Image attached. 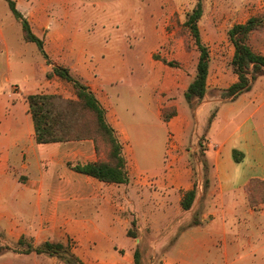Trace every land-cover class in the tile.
<instances>
[{"label":"crops","instance_id":"1","mask_svg":"<svg viewBox=\"0 0 264 264\" xmlns=\"http://www.w3.org/2000/svg\"><path fill=\"white\" fill-rule=\"evenodd\" d=\"M13 1L43 40L44 51L58 54L54 62L68 66L90 88L123 138L110 92L124 61L96 45L81 25L70 30L69 4L83 0ZM53 5L63 10L62 17L52 14ZM18 24L6 0H0V244L52 239L68 244L84 264H133L136 249L145 264H264V75L249 90L222 99L208 96L207 76L206 93L189 114L175 97L183 95L193 74H183L188 79L182 89V75L167 71L159 105L172 104L177 112L166 122L161 118L168 130L161 202L144 200L138 192L132 202L128 191L119 189L132 182L127 159L128 181L109 183L70 166L98 160L93 139L35 141L25 96L48 91L50 68ZM255 51L264 54V48ZM13 66L19 70L16 81L3 70ZM236 79L233 73L228 85ZM154 105L159 116L155 97ZM189 189L195 196L184 210L180 201ZM131 208L135 218L124 214ZM38 255L45 254L12 248L0 255V264H25L26 256Z\"/></svg>","mask_w":264,"mask_h":264},{"label":"rangeland","instance_id":"2","mask_svg":"<svg viewBox=\"0 0 264 264\" xmlns=\"http://www.w3.org/2000/svg\"><path fill=\"white\" fill-rule=\"evenodd\" d=\"M197 1L83 0L69 4L67 15L70 21L66 24H69L70 30L81 25L96 45L102 50L112 51L117 60L124 61L122 64L124 72L121 71V75L111 86L110 100L117 119V128L120 132L118 134L123 137H120L122 151L128 161L132 177L130 186L122 185L119 189L121 193L128 191L130 195L128 197L132 202L136 199L132 194L135 192L144 200L150 198L149 202H161V174L164 172L163 162L168 135L166 124L163 119L161 120L162 111L176 110V106L166 102H163L162 108L160 106L161 77H164L167 71L176 78L180 73L182 75L180 87L183 89L188 79L184 78L183 74L189 76L194 73L198 50L184 22ZM200 2L203 11L198 20V27L201 40L208 47L210 57L207 92L208 96L222 99L225 98L223 89L230 83L233 75L230 64L233 45L227 31L233 24L244 22L251 16H259L264 21V0H200ZM52 14L62 17L64 12L58 5H53ZM19 29L21 30L20 27ZM261 35H264V26L250 34L249 44L255 50L264 48V38H261ZM36 53L39 57L43 56L38 50ZM184 53L187 55L185 58ZM45 54L50 61L46 62L50 68L46 73L47 77V74L52 72V65L56 64L54 61L59 60V55L46 51ZM24 56L29 60L28 53ZM101 56L106 57L104 53ZM137 58L142 61L139 66L134 63ZM3 70L12 80H18L19 70L15 66ZM47 78L50 79L46 86L48 91L41 89L40 93L75 98V90L70 82L55 75ZM17 84L22 88L20 83ZM166 95L168 99H172V93ZM154 97L157 98L159 116L155 109ZM175 99L183 110L189 114L193 112L195 106L190 107L183 95H176ZM74 128L84 131L92 129L96 133L94 118L89 113H85L83 120ZM94 138L98 160H108V145L99 134H95ZM188 157L192 158L191 155ZM57 168H60L59 164ZM124 214H134L135 218L133 208ZM5 245L18 249L25 247L24 244ZM140 256L142 258V254ZM50 261L53 264H65L57 256L47 254L35 258L26 256L23 259L25 264H49ZM139 264L145 263L140 260Z\"/></svg>","mask_w":264,"mask_h":264},{"label":"trees","instance_id":"3","mask_svg":"<svg viewBox=\"0 0 264 264\" xmlns=\"http://www.w3.org/2000/svg\"><path fill=\"white\" fill-rule=\"evenodd\" d=\"M6 2L14 18L20 24L24 40L33 42L46 62L50 63L43 49V40L33 32L30 23L17 10L14 1L6 0ZM202 11V4L198 0L186 15L184 22L198 50L194 73L183 91L186 103L192 108L202 100L206 93V82L209 72V51L201 40L198 27V20L202 15ZM263 26L264 21L261 17L251 16L244 22L233 24L228 29V38L234 48L230 64L237 79L223 89L225 97L235 98L238 94L249 90L251 83L258 76L264 75V54L256 52L249 44L250 34ZM53 75L72 84L75 90V98H64L52 93H30L25 96L33 120L35 141L37 143H49L81 138L94 140L95 134H99L109 147L108 160L69 165L73 170L95 177L100 181L117 184L126 183L128 181V172L126 160L122 154V145L115 129L106 120L104 107L90 88L80 81L69 67L53 64L52 72L48 73L47 77ZM85 113L91 114L94 118L96 133L92 129L84 131L74 128L77 123L83 120ZM175 114L176 110L174 109L171 112L163 110L162 119L163 121H168ZM194 196V189L184 191L180 201L184 210L191 207ZM132 225L134 226L133 222ZM127 234L135 237L132 229H128ZM23 244L25 245L24 249L15 247L13 251L25 254L55 255L62 259L65 264H84L71 253L68 244L59 241L46 240L40 244L33 245L32 243H24L21 238L16 245L22 246ZM10 249L12 248L9 246L0 245V255ZM133 260V264L140 263L138 249L133 253Z\"/></svg>","mask_w":264,"mask_h":264}]
</instances>
